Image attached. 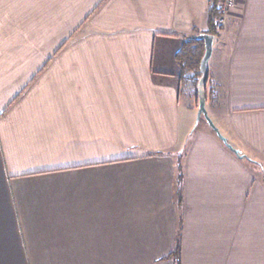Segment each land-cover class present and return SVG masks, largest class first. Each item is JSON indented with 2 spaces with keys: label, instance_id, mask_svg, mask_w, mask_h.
<instances>
[{
  "label": "crops",
  "instance_id": "obj_1",
  "mask_svg": "<svg viewBox=\"0 0 264 264\" xmlns=\"http://www.w3.org/2000/svg\"><path fill=\"white\" fill-rule=\"evenodd\" d=\"M210 6L0 0V264H264V0L214 39L233 150L181 102Z\"/></svg>",
  "mask_w": 264,
  "mask_h": 264
},
{
  "label": "trees",
  "instance_id": "obj_2",
  "mask_svg": "<svg viewBox=\"0 0 264 264\" xmlns=\"http://www.w3.org/2000/svg\"><path fill=\"white\" fill-rule=\"evenodd\" d=\"M210 10H209V30L208 34L214 37L218 36L222 31L223 26L219 25V19L222 15L221 6L224 4L225 0H209ZM205 53V42L200 39H193L187 41L182 49L177 54V59L183 70V77L187 74L201 75L200 65ZM200 78V77H199ZM199 81V79H198ZM197 81V83H198ZM174 256H178L175 252Z\"/></svg>",
  "mask_w": 264,
  "mask_h": 264
},
{
  "label": "rangeland",
  "instance_id": "obj_3",
  "mask_svg": "<svg viewBox=\"0 0 264 264\" xmlns=\"http://www.w3.org/2000/svg\"><path fill=\"white\" fill-rule=\"evenodd\" d=\"M207 2H209V1L207 0ZM228 18H229V15L226 16V22L224 23L223 27H227V25L229 23ZM210 66L211 65H210V61H209L208 70H210ZM201 77H202V75H198V73L195 74V72H194L192 74L185 75L184 78H181V81H182L181 82L182 107H184V108L187 107V108L192 109V112L189 111L188 116H189V119L193 120V123L195 124L194 129H195V127H197L198 123H199V127H204L207 124V122L204 118H202L201 120H198V111H199V107H198L199 106V98H198L199 81H198V79L200 80ZM197 81H198V83H197ZM207 84H209V87H207ZM207 84H206V90L208 91V94L206 92V95H207V99H209V100L206 103V110H207L209 118L212 120V122L216 126V125H218V120H217L216 116L214 114H212L213 113L212 111L215 108L217 111L221 110L220 100H218V99L214 100V98H213V95L211 93L212 82H210V80H209V82Z\"/></svg>",
  "mask_w": 264,
  "mask_h": 264
},
{
  "label": "water",
  "instance_id": "obj_4",
  "mask_svg": "<svg viewBox=\"0 0 264 264\" xmlns=\"http://www.w3.org/2000/svg\"><path fill=\"white\" fill-rule=\"evenodd\" d=\"M200 40H204L205 42V54L201 61L200 71H201V79L199 80L198 84V98H199V111H198V120L204 118L209 126L213 129V131L219 136L221 140L227 146L233 150V148L228 144L227 140L222 136L219 129L215 126L212 120L209 118L207 110H206V103H207V95H206V84L209 80V70H208V63L212 57L213 53V44L215 37L209 34H203L198 37ZM236 153L238 151L235 150Z\"/></svg>",
  "mask_w": 264,
  "mask_h": 264
},
{
  "label": "built area",
  "instance_id": "obj_5",
  "mask_svg": "<svg viewBox=\"0 0 264 264\" xmlns=\"http://www.w3.org/2000/svg\"><path fill=\"white\" fill-rule=\"evenodd\" d=\"M237 0H225L224 4L221 6L222 15L219 19L220 26H223L226 22V16L236 7Z\"/></svg>",
  "mask_w": 264,
  "mask_h": 264
}]
</instances>
